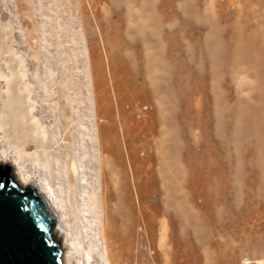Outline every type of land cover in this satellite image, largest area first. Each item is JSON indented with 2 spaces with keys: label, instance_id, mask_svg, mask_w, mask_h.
Listing matches in <instances>:
<instances>
[{
  "label": "rangeland",
  "instance_id": "1",
  "mask_svg": "<svg viewBox=\"0 0 264 264\" xmlns=\"http://www.w3.org/2000/svg\"><path fill=\"white\" fill-rule=\"evenodd\" d=\"M115 11L147 89L127 90L130 103L103 119L96 63L107 80L110 70L98 17ZM14 103L47 132L74 264H109L106 206L123 236L110 264H264V0H0V156L10 166L22 145L15 128L5 135ZM106 126L119 154L104 149ZM40 155L31 145L20 170L49 177Z\"/></svg>",
  "mask_w": 264,
  "mask_h": 264
},
{
  "label": "bare ground",
  "instance_id": "2",
  "mask_svg": "<svg viewBox=\"0 0 264 264\" xmlns=\"http://www.w3.org/2000/svg\"><path fill=\"white\" fill-rule=\"evenodd\" d=\"M114 15H115V19L114 17L113 19L109 18L110 16L108 18L107 17L103 18V16L98 17L100 36L106 48L107 63L110 70L108 73L110 78H108L109 80H107L106 78L107 75L105 72L106 70H104L102 60H99L96 63L95 81L98 86L100 85L104 87V91H102L103 98L101 97L100 104L98 105L102 118L105 117V115H110V113H112V107H115V109L119 114V112H121L122 106L125 105V103L126 104L130 103L131 99L128 95H126L127 90L130 89L132 90V92L135 93V95H139L140 93L143 94V92H145L147 89L146 86L144 85L145 83L140 82V77L137 75L136 72H134L133 70L134 64L132 65V63L130 62L131 60L124 55V50L127 47H131V43H132L131 41H129V39L125 38L126 37L125 33H128L130 29L125 27L124 14L122 16L121 12H116V14ZM246 25H248V22L246 23ZM14 84H16V82H14ZM17 92L19 91H14V93ZM28 92L30 95L32 90L29 89ZM145 99H148V96L145 97ZM102 101H104L105 104H102L101 103ZM13 105H14L13 111L14 113H17L18 116L17 115L15 116L16 117L15 124L12 127H10L11 129L9 130L7 129L5 135H9L10 133H12L15 128V131H17L18 133V138L21 139L22 141V145L21 147L19 146L17 148V155H16L17 157L14 159L15 162L13 163L11 162V166L23 188L33 185L36 188V190H38L50 204L57 218L56 219L57 223L56 226L54 227V233L59 235L60 238L62 239L61 244L64 250L63 253L64 264H74L73 262V259L75 257L74 250L77 248V245L73 241V238L69 236L70 232L69 229L66 227L67 225H69L67 219L66 204H65L66 200L64 196L60 194L58 188H56V185L54 183V178H53L54 160L50 156V152L48 150L50 146L48 142L49 138L47 132L42 130L41 131L42 137H40V135L37 134V128L35 127L36 124L34 125V123L36 122V118L31 117L30 111H26L25 109H23L22 105H17V103H14ZM30 109L33 110V108ZM6 125H9V121L6 122ZM109 131L111 133H109ZM122 134L123 136H127V131H122ZM110 137H112L113 140L110 141ZM102 139H103L104 149H108L109 152L112 151V153L113 151H115L117 152V154H119L120 147L118 148L117 134L113 126H106L104 127V129H102ZM31 145H35L37 149L42 148V155H40V159H41L40 165L46 169V171L49 174V177L42 176V177H38L37 179H33V177H29L27 174L24 173V171L20 170V169H24V162H22V160L24 159L22 158L24 155L28 154ZM115 146L117 147V151L115 150L116 149ZM3 153L5 154L4 151ZM8 162L9 161L7 157H3L2 155L0 156V163L2 165L7 164ZM17 166L19 167V171ZM78 173H79V169L77 164L72 163L70 165V176L66 179L68 186L67 190L69 192L70 200H74L77 193V191L75 190V182ZM20 174H23V176ZM58 187L59 189H61L60 188L61 186ZM106 212H107L106 216H107L108 224H106V222L104 223L102 234L105 241V252L107 254V259H108L107 261L110 264V259H111V253H109L111 252L109 251L110 242L113 239H115V241L118 239L120 247L122 248L123 236L121 230L118 227L113 226V222L116 219L114 217L115 213L111 214L110 212H108L107 206H106Z\"/></svg>",
  "mask_w": 264,
  "mask_h": 264
},
{
  "label": "water",
  "instance_id": "3",
  "mask_svg": "<svg viewBox=\"0 0 264 264\" xmlns=\"http://www.w3.org/2000/svg\"><path fill=\"white\" fill-rule=\"evenodd\" d=\"M0 170V264H64L56 214L33 185L23 188L9 165Z\"/></svg>",
  "mask_w": 264,
  "mask_h": 264
},
{
  "label": "trees",
  "instance_id": "4",
  "mask_svg": "<svg viewBox=\"0 0 264 264\" xmlns=\"http://www.w3.org/2000/svg\"><path fill=\"white\" fill-rule=\"evenodd\" d=\"M2 166H4V165H0V170H2L3 168H2Z\"/></svg>",
  "mask_w": 264,
  "mask_h": 264
}]
</instances>
